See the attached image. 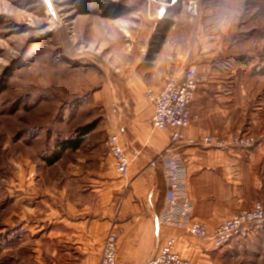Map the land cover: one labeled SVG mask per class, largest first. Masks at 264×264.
<instances>
[{
	"label": "crops",
	"instance_id": "obj_1",
	"mask_svg": "<svg viewBox=\"0 0 264 264\" xmlns=\"http://www.w3.org/2000/svg\"><path fill=\"white\" fill-rule=\"evenodd\" d=\"M252 3L262 6L264 0H251ZM226 30L228 26L222 30V41V35L207 34L206 43L199 42L202 46L191 51L187 50L188 39L186 46L181 44L178 49L170 38L162 50L146 57L142 76L127 74L134 109H127V114L118 112L110 133H117L125 144L131 158L129 174L121 177L108 151L102 160L92 145L82 158L68 163L67 188L59 189L53 196L28 201L27 213L24 212L23 229L31 244L27 245L33 263L100 264L104 240L113 227L119 235L116 264H146L158 245L172 236L177 239L178 252L197 264H229L239 260L263 263L261 224L228 246L215 248L208 240H199L182 229L158 222L166 191L158 155L167 148L170 138L169 132L151 124L154 109L143 93L148 87L162 89L171 76L180 79L188 60L198 66L202 83L191 105L199 119L185 130L186 136L214 135L224 141L240 131L256 136L255 144L248 148L183 145L180 152L187 166L193 220L215 228L253 202H264V105L259 106L256 100V68L238 65L242 59L239 54L228 57ZM262 40H257L260 49H264ZM231 63L233 67L229 66Z\"/></svg>",
	"mask_w": 264,
	"mask_h": 264
},
{
	"label": "rangeland",
	"instance_id": "obj_2",
	"mask_svg": "<svg viewBox=\"0 0 264 264\" xmlns=\"http://www.w3.org/2000/svg\"><path fill=\"white\" fill-rule=\"evenodd\" d=\"M110 1L118 5L112 16L83 14L80 0H50L51 7L46 0H0V264H35L23 229L28 201L67 188L68 163L89 146L105 159L113 118L134 109L127 74L142 76L146 57L166 40L179 49L188 39L191 51L206 43L207 34L222 35V41L228 26L227 55L239 54L238 65L256 68V100L264 105V49L257 46L258 39L264 44V5L200 0L199 16L191 17L189 0H183L159 20L147 0ZM166 24L171 27L161 43ZM91 122L97 127L80 152L68 149L54 165L44 161L59 141ZM240 135L248 134L233 137Z\"/></svg>",
	"mask_w": 264,
	"mask_h": 264
},
{
	"label": "built area",
	"instance_id": "obj_3",
	"mask_svg": "<svg viewBox=\"0 0 264 264\" xmlns=\"http://www.w3.org/2000/svg\"><path fill=\"white\" fill-rule=\"evenodd\" d=\"M155 4L157 19L162 20L169 9L176 7L183 0H147ZM199 1L189 0L186 3L191 17L199 16ZM202 83L198 66L187 62L180 79L169 77L160 90L148 87L144 90L145 99L153 106L151 124L157 129L169 132V144L158 155L166 181L165 203L163 212L158 217L160 225L182 229L199 240H208L216 248L226 247L236 238L244 237L253 227L264 222V202L257 200L249 208L233 213L229 219L210 228L206 223L193 220V202L188 195L187 166L181 157L183 145L203 144L217 149L229 147L248 148L255 144L256 136L251 134L222 140L214 135L204 137H187L185 130L199 119L193 113L192 103L197 98V91ZM108 154L113 157L114 169L121 177L129 174L131 158L125 144L117 133H110L106 139ZM119 235L115 227L107 234L103 245L100 264H116ZM177 239L174 236L159 244L154 255L146 264H197L185 258L176 249Z\"/></svg>",
	"mask_w": 264,
	"mask_h": 264
},
{
	"label": "trees",
	"instance_id": "obj_4",
	"mask_svg": "<svg viewBox=\"0 0 264 264\" xmlns=\"http://www.w3.org/2000/svg\"><path fill=\"white\" fill-rule=\"evenodd\" d=\"M78 7L83 14L94 13L102 14L104 16H112L114 13L118 12V5L110 0H80ZM170 27V24H166L163 31L158 35L161 43L166 36V31L169 30ZM96 127V122L81 125V127L76 130L74 136L59 141L55 145L53 151L49 155L44 156V161H46L48 165H54V163L59 162L64 157L63 155L68 149L71 151L79 149L85 142L84 139L86 135L92 133Z\"/></svg>",
	"mask_w": 264,
	"mask_h": 264
},
{
	"label": "water",
	"instance_id": "obj_5",
	"mask_svg": "<svg viewBox=\"0 0 264 264\" xmlns=\"http://www.w3.org/2000/svg\"><path fill=\"white\" fill-rule=\"evenodd\" d=\"M46 3H47V5H48L49 7H51V2H50V0H46Z\"/></svg>",
	"mask_w": 264,
	"mask_h": 264
}]
</instances>
